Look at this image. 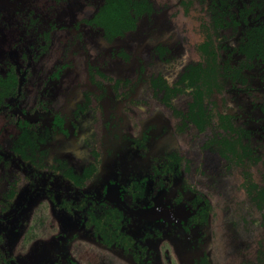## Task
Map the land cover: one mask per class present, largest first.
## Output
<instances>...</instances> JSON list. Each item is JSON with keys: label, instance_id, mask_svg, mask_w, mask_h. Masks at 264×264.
I'll use <instances>...</instances> for the list:
<instances>
[{"label": "flooded vegetation", "instance_id": "1", "mask_svg": "<svg viewBox=\"0 0 264 264\" xmlns=\"http://www.w3.org/2000/svg\"><path fill=\"white\" fill-rule=\"evenodd\" d=\"M13 1L12 19L3 20L0 28V264H18L8 243V226L23 225V211L34 195L45 196L59 218L56 237L60 243L64 237L87 236L133 264H145L153 257L151 241L164 234V227L175 229L189 242L194 228L207 226L212 208L209 181L220 180L224 173L226 178L233 177L236 168L253 177V168L260 167L264 175L260 151L264 126L255 137L248 125L239 122L247 117L243 110L226 106L214 112L212 100L205 97L207 90L222 92L226 85L236 94L252 90L247 87L249 72L264 64V0H241L239 18L225 8L231 0H209L216 27L231 22L238 28L236 44L220 59L210 42H205L199 46L202 54L205 51L203 59L189 63H183L174 45L157 44L137 56L139 70L165 65L173 73L172 81L162 72L148 78L140 74L135 82H124L121 96L118 83L107 87L99 55L86 46L83 28L113 44L152 15L149 0H145L148 10L136 17L134 28L121 34H106L95 21L106 0L90 1L87 14L68 29L56 23L49 0H39L37 5ZM256 7L262 13L250 20L249 13ZM82 55L86 89L80 97H68L56 105L52 87L76 68ZM117 55L124 63L131 59V52L124 48L112 56ZM139 84H145L155 104L176 118L173 125L148 123L135 134L123 131L120 105H127L129 111V104L142 103L140 97H132ZM260 89L264 93V84ZM185 93L191 99L183 111L173 100ZM261 111L264 116V107ZM81 134L86 161L76 168L52 143L58 137L79 140ZM252 189L258 224L264 229V184L253 182ZM21 191L24 197L16 204ZM162 192L164 206L156 203ZM180 204L188 212L184 221L168 208ZM134 222L140 224L139 236L131 232ZM201 251L195 264H210L207 249ZM34 264L81 263L60 254Z\"/></svg>", "mask_w": 264, "mask_h": 264}, {"label": "rangeland", "instance_id": "2", "mask_svg": "<svg viewBox=\"0 0 264 264\" xmlns=\"http://www.w3.org/2000/svg\"><path fill=\"white\" fill-rule=\"evenodd\" d=\"M32 1H35L33 5H37L39 0H18L22 5ZM90 1L92 0H64L59 4H52L54 0H49L47 6L53 7L52 12L56 14L54 19L61 25L60 29H68L79 23L83 15L87 14L91 8ZM98 1L95 0V3ZM149 1L153 6L152 15L142 18L137 23L135 31L115 40L113 44L106 43L98 33H93L87 27L83 28L86 46L92 53L99 55L100 59L97 62L106 76L104 81L107 87L118 83L121 87L118 91L120 96L124 82H135L140 74L148 78L162 72L172 81L173 73L165 65L150 66L144 72L139 70L137 56L157 44L174 45L173 47L180 52L183 63H189L203 59L205 51L203 50L202 54L199 46L205 42H210L221 59L237 41L238 28L231 22L223 28L214 25V11L209 0ZM14 5L13 0H0V23L3 20L6 23L11 21L15 11ZM242 6L241 0L237 2L231 0L225 8L239 18L238 12ZM258 9L260 10L256 7L254 12L249 13L250 20H253L257 13H262L261 10L258 12ZM38 12L47 13L40 9ZM3 24L5 23L0 24V28ZM122 48L131 52V59L127 63H124L119 55L115 58L112 56L115 51L118 52ZM54 56L55 51L51 53L47 63H52ZM84 58V55L80 56L82 61H79L76 68L67 71L52 87L51 93L56 105L62 104L68 97H80L86 89ZM249 75L250 82L247 87L252 89L251 91L236 94L235 91L229 90V85H226L222 92L207 90L209 95L205 97L212 100L214 112L223 111L226 106L234 111L243 110L247 117L240 119V124L248 125L255 137H258L260 136L258 129L264 126L261 111L264 107V93L262 89L259 91L264 84V64L253 68ZM132 97H140L142 103L136 106L129 104V111H126L127 105L125 108L123 103L120 105L119 113L124 115L123 131L135 134L148 123H154L159 127L162 123L168 125L175 123L176 118L170 111L155 104L151 99L150 91L145 84H139ZM190 99L191 96L185 93L179 95L173 102L176 108L185 111ZM96 132H99V125L95 129ZM261 134L264 135V130ZM82 141H84L82 134L79 140L58 137L52 143V147L79 168L86 161L83 157L86 150ZM260 151L264 155V148ZM253 170V177L247 171L236 168L233 177L226 178L224 173L220 180L209 181L208 183L212 184L208 193L212 208L207 226L194 228L189 236V242H185L175 229L164 227V234L151 241L153 257L145 264H195L196 259L202 254V248L207 249L210 264H264V229L258 224L259 209L255 208L256 199L252 197L253 182L264 184V175L261 172L263 168L255 167ZM24 194L23 191L18 194L16 204L22 201ZM164 199L165 194L162 192L157 196V205L164 206ZM168 208L183 221L188 215L184 204ZM23 218L24 223L21 227L13 222L8 226V243L18 264H34L48 256L60 254H68L81 264H133L118 251L105 249L87 236L70 240L64 237L60 243L56 237L61 229L60 220L49 200L43 195H34L30 198L23 211ZM139 225L134 222L130 228L135 236L140 235Z\"/></svg>", "mask_w": 264, "mask_h": 264}, {"label": "trees", "instance_id": "3", "mask_svg": "<svg viewBox=\"0 0 264 264\" xmlns=\"http://www.w3.org/2000/svg\"><path fill=\"white\" fill-rule=\"evenodd\" d=\"M144 10H148L145 0H106L97 12L95 21L106 34H121L123 30L134 28L136 17Z\"/></svg>", "mask_w": 264, "mask_h": 264}]
</instances>
